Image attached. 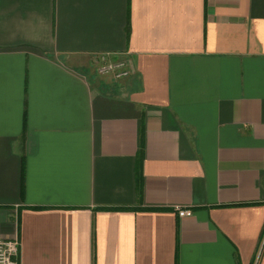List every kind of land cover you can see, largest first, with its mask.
Returning a JSON list of instances; mask_svg holds the SVG:
<instances>
[{"label":"crops","instance_id":"obj_1","mask_svg":"<svg viewBox=\"0 0 264 264\" xmlns=\"http://www.w3.org/2000/svg\"><path fill=\"white\" fill-rule=\"evenodd\" d=\"M16 238L19 264H264V0H0Z\"/></svg>","mask_w":264,"mask_h":264},{"label":"built area","instance_id":"obj_2","mask_svg":"<svg viewBox=\"0 0 264 264\" xmlns=\"http://www.w3.org/2000/svg\"><path fill=\"white\" fill-rule=\"evenodd\" d=\"M96 73L101 77H111L116 81L124 80L132 74L131 64L127 59H120L119 56L111 53L99 54L94 59ZM180 216L187 214L181 210ZM19 240L0 239V264H19Z\"/></svg>","mask_w":264,"mask_h":264},{"label":"rangeland","instance_id":"obj_3","mask_svg":"<svg viewBox=\"0 0 264 264\" xmlns=\"http://www.w3.org/2000/svg\"><path fill=\"white\" fill-rule=\"evenodd\" d=\"M120 59L122 60V59H126L124 56H120Z\"/></svg>","mask_w":264,"mask_h":264},{"label":"trees","instance_id":"obj_4","mask_svg":"<svg viewBox=\"0 0 264 264\" xmlns=\"http://www.w3.org/2000/svg\"><path fill=\"white\" fill-rule=\"evenodd\" d=\"M23 170H24V165H23ZM23 173H24V171H23Z\"/></svg>","mask_w":264,"mask_h":264}]
</instances>
